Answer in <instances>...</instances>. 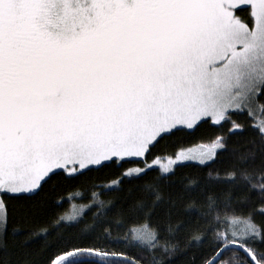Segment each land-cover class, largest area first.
Returning a JSON list of instances; mask_svg holds the SVG:
<instances>
[{"label":"snow or ice","instance_id":"obj_1","mask_svg":"<svg viewBox=\"0 0 264 264\" xmlns=\"http://www.w3.org/2000/svg\"><path fill=\"white\" fill-rule=\"evenodd\" d=\"M261 97L264 0H0V248L36 235L15 202L53 175L75 179L146 157L178 131L231 124L200 153L219 170L174 180L177 162L130 200L96 201L91 223L46 221L45 236L77 230L46 264H172L204 245L200 264H264V119L250 147L229 149L245 131L232 116H251ZM144 163L108 191L154 170Z\"/></svg>","mask_w":264,"mask_h":264},{"label":"trees","instance_id":"obj_2","mask_svg":"<svg viewBox=\"0 0 264 264\" xmlns=\"http://www.w3.org/2000/svg\"><path fill=\"white\" fill-rule=\"evenodd\" d=\"M243 16L245 13L241 12ZM258 102L264 103V97ZM232 120L237 124L243 125L245 131L243 134L233 135L229 142V149L241 151L251 146L253 133L250 127L253 125L252 117L245 110L243 114L233 115ZM231 124H225L223 128L213 126L210 123H202L195 130L178 131L175 135L168 136L160 140L155 147L151 148V153L143 158L125 159L128 162L117 160L116 164H109L107 167L99 168V170L87 171L84 175H80L75 179H67L63 174L53 175L51 179L44 185L37 195L16 201L20 212L18 215L29 213V225L36 227V235L31 238L19 235L15 239L9 238L7 248H0V264H24L25 260H29L32 264H46L49 257H55L59 249L63 247V241L73 240L77 234L76 229H61L54 235H43L41 228L48 232H53V224H46L53 216L63 217L72 211V208L79 209L78 216L74 221H87L91 223L92 217L99 209L95 207L96 201H103L105 206L109 201L130 200L136 195L137 187L146 181H151L161 172L158 168L152 167L153 171H149L148 175L140 180H124L119 185L120 191H108V184L113 180H122L124 170L131 167L145 166L155 158L174 155L178 150L191 147L201 143H209L218 137L227 135ZM223 159V158H221ZM209 166L204 167L200 163L185 162L175 167L174 180L182 177L207 176L213 170H219L223 167L221 160L216 163L208 162ZM95 168V166H93ZM60 171V170H57ZM167 183V182H165ZM95 193V196H93ZM59 204V207H55ZM65 218V217H64ZM66 220V219H65ZM260 220V217H257ZM74 221H65V223H73ZM142 222V221H141ZM82 226V225H81ZM131 225H127L129 227ZM113 238H121L120 233L114 231ZM208 255L207 245L193 248L184 253H177L172 264H192L195 260L196 264H200L201 255ZM239 255L238 253H228L225 259L231 256Z\"/></svg>","mask_w":264,"mask_h":264},{"label":"rangeland","instance_id":"obj_3","mask_svg":"<svg viewBox=\"0 0 264 264\" xmlns=\"http://www.w3.org/2000/svg\"><path fill=\"white\" fill-rule=\"evenodd\" d=\"M264 105L263 102H258L256 105L253 106V110L251 113V117L253 120V124H257L259 123L262 119H264V114H262L261 112V108L260 106ZM247 111V110H246ZM248 112V111H247ZM213 142V141H212ZM212 142L209 143H201V144H197L191 147H187V148H183L178 150L174 155L171 156H166V157H160V158H155L153 159L151 162L147 163V166L149 167H156L159 169L160 172L163 171L164 167H168V168H172L174 166V164H176L177 162L179 164L181 163H185V162H195V163H200L199 162V157H200V153L204 150H206V148L211 145ZM183 153L185 156L189 157L188 159H179L178 160V156ZM135 158V157H133ZM139 158H143V157H139ZM115 159V158H114ZM125 159H131V158H125ZM118 160V159H117ZM210 162V161H208ZM146 165L143 167H131L128 168L126 170H124L123 175L128 174L129 172H134L135 169H145ZM114 182H118V180H113L111 181L109 185H112ZM79 209L77 208H72V211L66 215H64L63 217H65V221L68 222L67 217L68 216H72L75 218L78 216ZM77 215V216H76Z\"/></svg>","mask_w":264,"mask_h":264}]
</instances>
